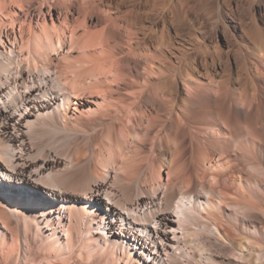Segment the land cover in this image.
Returning a JSON list of instances; mask_svg holds the SVG:
<instances>
[{"label":"bare ground","instance_id":"bare-ground-1","mask_svg":"<svg viewBox=\"0 0 264 264\" xmlns=\"http://www.w3.org/2000/svg\"><path fill=\"white\" fill-rule=\"evenodd\" d=\"M4 202L0 264H264V0H0Z\"/></svg>","mask_w":264,"mask_h":264},{"label":"rangeland","instance_id":"rangeland-1","mask_svg":"<svg viewBox=\"0 0 264 264\" xmlns=\"http://www.w3.org/2000/svg\"><path fill=\"white\" fill-rule=\"evenodd\" d=\"M10 207H11V206H10ZM8 208H9V206H7V204H5V202L2 203V204L0 203V209H1V210L8 211ZM11 208H12V207H11ZM14 210H16V209H14ZM16 213H18V211H17ZM11 223L16 225V224H17V221H16L15 219H12V220H11ZM33 242H34V244H35L36 246H38L40 240H39L38 238L33 237Z\"/></svg>","mask_w":264,"mask_h":264}]
</instances>
